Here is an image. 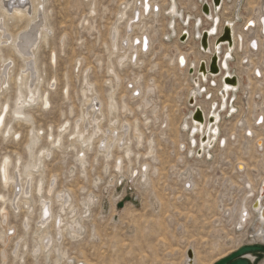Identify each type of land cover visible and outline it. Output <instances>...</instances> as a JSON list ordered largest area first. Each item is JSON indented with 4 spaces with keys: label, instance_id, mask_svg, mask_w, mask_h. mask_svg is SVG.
<instances>
[{
    "label": "rangeland",
    "instance_id": "obj_1",
    "mask_svg": "<svg viewBox=\"0 0 264 264\" xmlns=\"http://www.w3.org/2000/svg\"><path fill=\"white\" fill-rule=\"evenodd\" d=\"M123 1L125 0H43L46 22L50 29L47 42H41L37 47L36 65L42 76L39 88L41 91L49 92L50 105L47 108L40 107L38 100L27 108L33 117L35 130L40 129L45 134L52 129L51 132L55 133L61 123L65 121L73 123L77 119L82 101L80 92L82 72L83 75H88L89 80L94 83L101 95L107 94L108 83L105 81L112 77L107 75L106 66L109 62L114 63L116 56V53L108 56L111 49L108 46L110 37L107 35H109L110 25L115 21L119 5ZM173 1L178 15L171 20V27L167 26L168 10L161 12V16L158 17L160 21L155 28L148 29L149 34L154 33L153 38L151 37L153 41H151L148 55L143 59L146 63L142 65L139 79L140 84L153 83L155 86L154 107L159 118L169 119L170 126L167 128L166 123L160 125V120L153 123L151 109L145 112L137 111L135 102L128 97L129 92H124L123 88L118 91L120 96H124L123 100L130 109L123 119L131 123L138 120V127L142 132L141 145L135 148V141L131 144L132 148L139 152V158L133 159L130 167L134 168L137 174L132 177L122 172L120 175L112 168L113 159L107 161V167L104 168L105 162L99 157L94 158L92 153L86 156L85 165L82 167L74 153L64 148L69 139L67 134L64 135L63 148L57 149L45 162L46 175L57 174L59 189H71L73 205L78 212L81 211V202L86 196L90 194L94 199L91 216L85 221L86 232L81 239L74 242L65 241L64 244L68 255L75 256L87 264H182L183 251L187 247L198 253L200 262L197 261L195 264H212L218 257L226 254L227 249L232 246H238L237 248L245 244L264 246V241L252 242L253 240L248 238L249 227L241 232H235L237 230L233 231V227H228L221 218L223 210L239 205L245 196L244 178L236 173V171H242L237 168L238 165L235 166L236 159L242 158L248 169H256L255 172L249 171L252 173V178L264 174V161H261L264 159V153L260 156L261 152L256 149V144L253 142L247 144L242 134L238 133L237 136L231 137L228 148L220 149V151L216 148L217 146L214 148L215 140L209 151L213 148V151H216L207 160L189 156L185 158L184 153L180 154L182 152L180 145H183L181 141L185 140V146L189 148L187 133L182 132L180 126L183 118L194 105V99L193 104L189 102L191 98H194L192 93L195 89L193 88L189 94L187 89L193 86L198 87V84L197 77L192 80L187 72L177 69L178 63V67H175L170 59L175 58L177 50L180 49L189 54L192 67L197 60L200 63L204 62L206 57L200 55L202 53L197 42V27L193 28L192 24L195 20L202 18L203 22L199 24L198 29L206 31L210 21L205 20L203 13L208 0ZM253 1L256 5L260 2V0ZM253 1L237 0L238 11L234 2H225V10L221 9L219 13L221 24L226 18V20H233L234 12L237 11V14L241 16L237 22L240 27L247 18L253 16L247 7V3ZM93 4L94 12L90 15L89 9L93 7ZM164 8H167V4ZM126 15H131V6L127 8ZM124 20L125 18L119 24L121 31ZM26 23L25 19L21 22L9 19L7 29L15 35L26 26ZM160 30L166 32V35L162 36L163 32ZM169 30L173 32L167 35ZM193 32L194 36H192ZM184 37L185 40L182 41ZM152 46H155V49L152 50ZM2 50L5 57L10 56L11 52L8 48ZM52 50L55 51L57 58L54 64H51L49 60ZM14 60V64L11 65V80L4 91L0 92V108L5 102L12 104L17 91V74H20L23 62L18 57ZM238 61L237 53L231 63L233 72L237 74L239 73ZM254 63L253 66L264 69L263 50L254 56ZM117 71L121 77L131 75L129 69L118 68ZM239 76L242 77L243 85H245L246 76L244 74ZM250 77H252L251 74ZM128 79L123 82H127ZM252 81V91L262 93L264 84L259 85ZM202 90V94L207 92L206 96L203 95L198 99L206 102L213 99V101L219 100L218 86L212 81L207 84L202 83ZM119 95L116 96L117 100ZM240 97L239 92L234 101V105H237L235 107L237 114L222 120L219 135L229 132L236 119L245 115L246 107ZM249 103L251 104L250 101ZM247 116H252V113L248 112ZM10 119L7 115L6 123L7 128H11L10 134L5 133L2 136V130L0 131V161L5 155H8L11 161L20 156V163H22L27 157L25 144L29 126L23 121L12 119L10 121ZM146 121L150 122L147 127L144 126ZM161 130L164 133L162 136ZM15 131L19 132V136L14 135ZM260 132H264V129L258 131ZM233 140L235 144H230ZM46 145L47 143L41 140L35 152ZM149 145L153 147L154 152L148 155ZM244 146L248 149L247 155L243 153ZM180 155L186 160L180 159ZM144 163H148L151 168L147 181H137L139 169ZM153 169L157 170L153 171ZM187 173L191 175L190 181L194 185L191 192L182 186ZM187 185L188 183L185 184L186 187ZM21 213L10 218L14 231H20ZM32 218H35L34 213ZM215 218H217L216 223H212ZM212 226L219 230L214 240L207 233ZM33 228L34 221H31V229ZM227 233L229 236L226 238ZM202 239L205 241L203 242ZM212 242L219 244L217 250H213ZM250 256L255 258L254 255ZM41 262L44 263L42 260ZM261 263L264 264V255L261 259H254L253 262V264ZM3 264L13 263L11 259L9 262L8 258ZM26 264H33L30 255L26 256ZM47 264L53 263L49 261Z\"/></svg>",
    "mask_w": 264,
    "mask_h": 264
},
{
    "label": "bare ground",
    "instance_id": "obj_2",
    "mask_svg": "<svg viewBox=\"0 0 264 264\" xmlns=\"http://www.w3.org/2000/svg\"><path fill=\"white\" fill-rule=\"evenodd\" d=\"M208 1L205 13L203 12L205 20L210 21V26L206 30L208 44L206 50H202L200 45L204 31L198 29L203 19L199 18V20H195L192 24L193 28L197 27V42L199 50L202 53L200 55L206 57V60H204L206 72L201 73L198 70L200 65L199 60L192 67L191 62H189L191 61L189 54L182 52L180 49L177 50L175 58L170 59V62L175 67H178V58L182 56L185 64L180 65L178 63L179 67L177 69L187 72L192 77V80L194 77H197L198 84V87L193 86L187 89L189 90L188 94L193 88L195 89V92L192 93L194 105L191 106L189 113L184 118L182 117L183 121L180 130L187 133L189 148L187 149L185 140L182 139L184 140L180 142L183 144L182 146L180 145V151L182 152L179 153H184L185 158L189 156L190 158H205L207 160L216 151H213L216 146L219 151L220 149L228 148L231 137L241 133L247 144L249 142L256 144V149L261 152L260 156H262L264 153V132L258 133V131L264 129V91L262 93L261 91L254 93L252 91V80L259 85L264 84V69L259 66H253L255 64L254 56L261 50L264 53V0H260L258 5L253 0V2L247 3V7L251 10L253 16H250L249 19L247 18L240 27L237 25L238 18L241 17L240 14H237L239 8L237 0H221L218 10L213 7L212 0ZM227 1L234 2L237 11L234 12L233 20H226V18L221 24L219 13L221 9L225 10L226 4L224 3H227ZM43 4V0H0L1 93L8 85L9 80H11L10 72L12 69L11 65L15 62L14 59L18 57L23 62L21 72L17 74V91L12 104L5 102L0 108V131L2 130V136L5 133L7 135L10 134L11 128H7L8 124L6 123L7 115L12 120L23 121L29 126L26 135L27 142L25 149L27 157L25 160L20 163L21 158L19 156L17 159L11 161V158L5 155L0 161V260L1 264L5 263L8 258L9 262L11 259L13 264H26V256L30 255L33 259V264H47L49 261L53 264H87L75 256L68 255L64 244L65 241L74 242L82 238L87 230L85 221L91 216V206L95 204L94 199L90 194L86 196L81 202V211L78 212L73 205L71 189H59L57 186V174L49 173L46 175L45 162L48 158H51V155L57 149L63 148L62 142L64 135L67 134L69 139L64 148L74 153L82 167L85 165L86 156L92 153L94 158L99 157L105 162L104 168L107 167V161L113 159L112 168L114 170L118 171L119 174L126 172L133 177L134 168L130 167L133 159L139 158V152H136L131 144L135 141V148L141 145L142 132L138 127V120L131 123L127 119H123L125 114L130 112V109L123 100L124 96H120L118 91L123 88L124 92H129L128 97L132 102H135V109L137 111L145 112L151 109L153 123L160 120V125L166 123L167 128L170 126L167 117L163 119L157 115L154 107V102H156L154 101L156 94L155 86L153 83L140 84L139 79L141 77V68H143L142 65L146 63L143 59L148 55L152 45L151 41H153L151 37L153 38L152 34L154 35V33L149 34L148 29L155 28L160 21L158 17L161 16V12L168 10L167 26L171 27L170 22L178 15V11L173 0H149L147 2L149 10L143 8L145 4L144 0H125L121 2L115 15V21L110 25L111 27L109 26L110 29L108 28L109 35L107 36L110 37V39L108 38L110 40V45L108 46L111 49L108 56L114 53H116V56L115 62H109L106 66L107 75L112 77L105 81V83H108L107 94L105 96L101 95L95 88L94 83L89 80L88 75H83L82 72L80 115L73 123L69 121L61 123L55 133L51 132L52 129H50V132L44 134L40 129H34L33 117L27 110L29 106L38 100L40 101V107L47 108L50 105L49 92L47 90L41 91L39 88L42 76L36 65L37 47L39 43L47 42V35L50 29L48 27L49 24L46 22V12ZM166 4L167 8H164ZM130 6L131 15L127 16L126 10ZM154 6L157 7V10H153ZM89 11L90 15L91 13L93 14L94 4ZM136 13V20H134ZM124 18L121 31L119 24ZM9 19H15L17 22L25 19L27 23L18 34L13 35L7 29V21ZM195 23H197L196 26ZM225 26L230 29L231 42L229 45L226 43L216 45V40L222 35ZM172 32L169 30L167 35ZM177 32L180 33L179 31ZM165 33L163 32L162 36ZM194 35L195 33L193 32L192 36ZM143 36H146L148 40L146 51L141 48ZM188 36H190L189 33ZM134 38L138 39V44H133ZM4 48L10 50L11 54L10 56L8 55L9 57L3 55L2 49ZM153 49H155V46H152ZM234 53L236 56L237 53L239 54V61L237 62V67H239L238 74L233 72V64H231L233 57H236ZM50 54L49 60L51 64H54L57 59L55 51L52 50ZM212 56H215L217 59L218 75L208 73V64ZM118 68L129 69L131 75L121 77L117 71ZM242 74L246 76L245 85H243L242 77L239 76ZM250 74L252 77H250ZM225 77H235L236 84L232 86L230 82L224 81ZM127 78H129L128 81L124 83L123 81L127 80ZM217 80L218 82H216ZM211 81L218 86L217 94L219 100L213 101V99L206 102L198 99L203 95L206 96L207 93L202 94V83L207 84ZM128 84H131L132 88L130 90L127 87ZM262 89L264 90V87ZM136 90L138 91V95L133 94ZM239 92L241 95L240 99L242 98L241 100L246 107L245 115H241L240 118L236 119L229 132L219 135V126L222 120L225 117L232 118L233 115L237 114L235 113L237 105H234V101ZM67 93L66 89L65 94L67 95ZM117 95H119L118 100ZM197 111L200 112L201 116L199 114L195 116ZM248 112L252 113V116H247ZM211 117L213 118V122L209 120ZM147 121L144 123L145 127L150 124ZM160 134L161 136L164 134L162 130ZM14 135L19 136V132L15 131ZM41 140H44L47 145L40 147L35 152ZM215 140L216 145L211 149V153L209 150ZM233 143L235 144V140L230 144ZM247 150L246 146H244L243 153L245 155H247ZM153 152V147L149 145L147 154L149 155ZM185 158L180 155V159L183 160ZM261 161L263 162L264 159ZM235 166L239 170H242L236 171V173L244 178L243 191L245 192V196L239 205L223 210L221 218L226 222L228 227H233V231L237 230L235 232H241L249 227L248 238L253 240L252 242L264 241V210L262 209L264 207V174L252 178V173L249 171L255 172L256 169H248L242 158L236 159ZM150 170V165L144 163L139 169L137 181L143 180L146 182ZM154 170L156 171L157 169ZM183 180V188L185 190L188 189L187 191L190 192L193 191L194 185L190 181L191 175H186ZM186 183H188L187 187L185 186ZM260 190L263 193H260ZM256 200L259 201L258 208L254 205ZM19 212H22L19 220L20 231H14L10 218L11 216H17ZM33 213L35 214V218H32ZM31 221H34L33 230L31 229ZM216 221L217 218L213 219L212 223H216ZM207 233L214 240V237L219 234V230L212 226L211 230ZM226 235L227 238L229 234L227 233ZM202 240L203 242L205 241L204 239ZM212 245L214 246L213 250L218 249V243L212 242ZM237 247L232 246L230 249H227L226 254L218 257L212 264L229 255ZM188 248L183 251L182 264H190L188 263L186 254ZM192 252V264H195L197 261L200 262L198 253ZM248 258L251 261L254 260L250 255Z\"/></svg>",
    "mask_w": 264,
    "mask_h": 264
},
{
    "label": "water",
    "instance_id": "obj_3",
    "mask_svg": "<svg viewBox=\"0 0 264 264\" xmlns=\"http://www.w3.org/2000/svg\"><path fill=\"white\" fill-rule=\"evenodd\" d=\"M148 1L149 0H144L145 4H144L143 8L144 9L146 8V9L149 10V8H148L149 6L147 4ZM212 2H213V7L216 10H218V8L220 7V4H221V0H212ZM206 7H207V5H205L204 8H203L204 13H205V8ZM153 10H157V7L154 6ZM136 16H137V13L134 15V19L135 20H136ZM184 40H185V37L182 38V41H184ZM230 42H231L230 29H229V27L225 26V28L223 29L222 35L216 40V45H220V44H224V43L229 45ZM141 43H142V46H141L142 50L146 51L147 50V45H148V40H147L146 36L142 37V42ZM134 44H138V41L135 40ZM207 46H208V44H207V32L204 31L202 33V39H201V48H202V50H206ZM178 63L180 65H184L185 64L184 63V59H183L182 56H179ZM199 71L201 73H205L206 72V65H205L204 62L200 63ZM191 73H192V71H191ZM208 73L209 74H215V75L219 74V70L217 68V59H216L215 56H212L210 61H209ZM224 81L230 82L232 86H234L236 84V78L235 77H231V78L225 77ZM129 88H131V85H129ZM135 94L138 95V91L137 90L135 91ZM189 103L193 104V98H191ZM197 114L200 115V112L197 111L195 116ZM209 120H211V122H213V118L212 117ZM135 174H136V172L134 171L133 177L135 176ZM260 193H263V191L260 190ZM254 205H255L256 208H258L259 207V201L256 200L254 202ZM262 209L264 210V207ZM255 253H264V246L263 245H258V244H245V245H242L239 248H237L236 250H234L233 252H231L229 255H227L224 258H221L220 260L215 262L214 264H253L254 261H251L248 258V256L249 255H254ZM186 254H187V258H188V263L192 264V259H193L192 250L191 249L187 250Z\"/></svg>",
    "mask_w": 264,
    "mask_h": 264
},
{
    "label": "flooded vegetation",
    "instance_id": "obj_4",
    "mask_svg": "<svg viewBox=\"0 0 264 264\" xmlns=\"http://www.w3.org/2000/svg\"><path fill=\"white\" fill-rule=\"evenodd\" d=\"M263 255H264V253H255V254H254L255 258H254V259H255V260H256V259H261Z\"/></svg>",
    "mask_w": 264,
    "mask_h": 264
},
{
    "label": "built area",
    "instance_id": "obj_5",
    "mask_svg": "<svg viewBox=\"0 0 264 264\" xmlns=\"http://www.w3.org/2000/svg\"><path fill=\"white\" fill-rule=\"evenodd\" d=\"M135 40H138V39H137V38H134V39H133V44H134ZM129 85H131V84H128V86H127L128 88H129ZM133 94L136 95V94H135V91L133 92ZM253 261H254V260H253Z\"/></svg>",
    "mask_w": 264,
    "mask_h": 264
},
{
    "label": "crops",
    "instance_id": "obj_6",
    "mask_svg": "<svg viewBox=\"0 0 264 264\" xmlns=\"http://www.w3.org/2000/svg\"><path fill=\"white\" fill-rule=\"evenodd\" d=\"M234 55H235V53H234Z\"/></svg>",
    "mask_w": 264,
    "mask_h": 264
}]
</instances>
